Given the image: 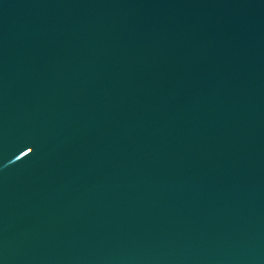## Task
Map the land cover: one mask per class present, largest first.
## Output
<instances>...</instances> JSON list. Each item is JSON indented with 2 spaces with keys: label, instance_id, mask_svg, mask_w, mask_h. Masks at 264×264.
<instances>
[{
  "label": "water",
  "instance_id": "water-1",
  "mask_svg": "<svg viewBox=\"0 0 264 264\" xmlns=\"http://www.w3.org/2000/svg\"><path fill=\"white\" fill-rule=\"evenodd\" d=\"M0 264H264V0H0Z\"/></svg>",
  "mask_w": 264,
  "mask_h": 264
}]
</instances>
